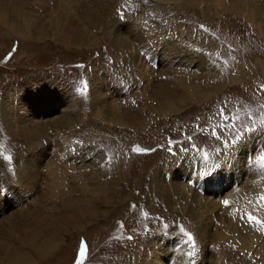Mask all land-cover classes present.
I'll list each match as a JSON object with an SVG mask.
<instances>
[{
  "label": "rangeland",
  "instance_id": "1",
  "mask_svg": "<svg viewBox=\"0 0 264 264\" xmlns=\"http://www.w3.org/2000/svg\"><path fill=\"white\" fill-rule=\"evenodd\" d=\"M115 1L118 5L105 24L86 26L91 40L77 45H62L51 37L31 34L21 37L8 32L6 24L0 25V186L4 189L0 220L5 221L0 227V264H9L12 248H21L22 259L26 258L15 264H76L81 235L89 239L84 264H156V257L163 259L159 264H264V249L253 236H264V225L247 219L249 212L264 219V207H260L264 201L258 199L264 193V169H255L252 163L257 148L264 147V133L257 132L245 144L228 150L224 144L234 139L232 129L225 125L252 126L255 120L260 127L259 121L264 119V39L248 22L250 0H225L227 9L215 0ZM253 1L264 6V0ZM38 3L36 0L30 7L36 8ZM48 10L40 11L45 15L42 18L48 17ZM73 18H69L72 24ZM121 38H126V48L115 46L123 42ZM165 42L181 47L180 53L174 49L171 61H161L162 51L152 48ZM154 52L159 54L154 57ZM133 54L139 57V66H133ZM196 54L209 56L211 66L220 73L211 78L207 96L189 103L180 99L184 108L167 114L156 111L159 102L145 96L141 83L150 93L159 80L168 82L178 100L183 90L180 70L199 74ZM152 63L157 68H151L150 75L144 68ZM178 63L187 66L179 68ZM164 64L173 68L167 74L158 67ZM85 82L87 90L80 91ZM43 83L57 86L52 90L49 85V99L51 92L63 96L52 99L58 103L45 116L63 115L65 126L49 124L43 137L33 124L21 127L17 108L10 113L17 121L7 124L4 105L13 102L18 106L19 94L25 91L36 96ZM107 84L112 91L118 90L116 97L105 90ZM100 86L109 95L105 101L93 95ZM48 98L36 100V106ZM115 102L139 111L136 128L124 125L122 113L109 110ZM228 112H236L238 119L231 121L235 113L225 116ZM213 129L219 138L212 135ZM136 146L155 151L133 152ZM168 147L173 152H168ZM98 152L102 160L96 162ZM9 155L11 161L6 158ZM238 155H247L245 168L240 167L239 175L230 181L238 188H231L234 184L229 182L220 191L206 188L214 180L221 185V174L207 183L205 179L228 162L234 163ZM54 163L62 171L56 181L47 173ZM213 165L217 167L211 176L205 175ZM233 165L238 168L236 162ZM192 166L195 171L190 174L196 178L189 185V179L181 180L179 189L186 190L180 194L174 190L179 184L172 178L176 173L183 178ZM63 177L65 182L60 184ZM102 187L108 190H98ZM238 193L247 196L246 204L237 201ZM202 199L215 200L220 206L210 209ZM225 200L230 202L228 206ZM193 204L196 208L189 212ZM74 211L79 212L77 218ZM233 215L242 226L238 243L216 235L227 221L238 223ZM206 223L212 237L201 240ZM181 224L196 239L193 256L187 254L192 249L181 243L186 239L180 233ZM33 231L38 235L34 240L42 248L40 253L28 244Z\"/></svg>",
  "mask_w": 264,
  "mask_h": 264
},
{
  "label": "bare ground",
  "instance_id": "2",
  "mask_svg": "<svg viewBox=\"0 0 264 264\" xmlns=\"http://www.w3.org/2000/svg\"><path fill=\"white\" fill-rule=\"evenodd\" d=\"M37 1H39L38 6L36 8H33V7H30V5L34 4L36 2V0H0V25L6 24L8 26V28H7L8 32L12 31L11 32L12 34L19 35L21 37H25L26 35L29 36L31 34V35L36 36L38 38L51 37L52 39H56V40L61 41L62 45H77V44L82 43L86 40H91L90 34L86 30L85 27L86 26L87 27H94V26L101 27V26H103L105 24V21L108 20L107 18H110V16H111L110 13H111V11H113L112 9L114 8V5L117 4L115 0H63L62 2H58L56 0H53V1H51L52 3L50 5H48V3H46V0L45 1L44 0H37ZM169 1H181V0H169ZM187 1H188V3L192 2L191 0H187ZM236 1L241 2L242 0H236ZM215 3L217 5L223 6V9L228 8V3H226L225 0H215ZM248 5H249V11H250L249 15H248V20H249L248 22L251 23L254 26V28H256V30L259 29L257 32L264 39V6L257 5L256 3H254L253 0H250L248 2ZM48 8H49V10H48ZM39 9H41L43 11L44 10L46 11V9H47L48 10V12H47L48 17L42 18V16H45V15H44V13H41L40 12L41 10L39 11ZM70 17H74L73 18V24L71 22H69ZM77 18H80L82 20L83 24H81ZM53 19H57L54 24L52 22ZM66 21H67V23H66ZM108 32H109V30L107 29L105 31V34H107ZM113 36L117 37L116 34H114ZM139 39L143 40L144 36L142 34H140ZM121 40L123 42L120 44L115 43V46L117 48H126L127 47V43L125 42L126 38H121ZM152 48L154 51H162L161 61H164L165 59L171 57L172 52L174 51L175 48L177 49V51H179V53L181 52V50H180L181 47L178 46L176 42H165L161 45H157L156 47H152ZM157 54H159V53L154 52L153 56L155 57ZM173 54L175 56L178 55V53H173ZM191 55H192V53H191ZM130 57L134 62L133 66L134 67L136 65L139 66V57L136 56L135 54L131 55ZM185 58L189 59L188 56H185ZM194 58H195L194 59L195 63L197 64V69H198L199 74L196 75L195 74L196 72H190V71H188V69H187L188 72L182 71L184 73H181V70H180L179 74H181L180 77L182 80H179V83L183 86V90H182L181 95H180L181 98H178V100L175 97V93L171 89L172 87L170 86L171 87L170 88L168 86V82H167V84H164V83H162L163 80L162 81L159 80V82L154 86V90L150 93H147V88L144 87L145 84H142V83H141V85L139 84L140 85L139 87L145 93V96H148L150 99H153L154 101L157 100L159 102L160 107L154 108L156 111H158L162 114H167L171 111L180 110L183 106H185V105L180 104L182 102V100H185L186 102L189 103L190 102L189 100L193 99L195 97L200 98V97H206L207 96V94L210 90L209 85L213 81L212 79L219 76L220 73H218L216 71L215 66H211L212 60L209 59V56L208 57L205 55H199L198 56L196 54V55H194ZM176 59H177V57H176ZM168 60L171 61L170 58ZM172 60H174V59H172ZM189 63H191V62H189ZM166 66H167L166 64L158 66L159 70L160 69L164 70V71H162V74H167V73H169L168 69H173V68H169L171 66H168V67H166ZM186 66L182 63L179 64V68H184ZM154 67H156V65L152 63L150 68L145 66L144 69L150 75H152L153 72L150 69L154 68ZM261 67L264 68V63H261ZM239 71L243 72L241 67H240ZM170 74H172V73H170ZM100 75H105V74L100 73ZM212 75H215V76H212ZM111 80L114 83H116V80L114 77H111ZM210 80H212V81H210ZM49 85L52 86V88H51L52 90L57 88V86L53 87L52 84H49V83L44 84L43 83L41 85L42 86L41 90L37 93L36 96H35L34 92H32V94H31L30 92L26 93V91L24 94H19V97H18L19 102L17 104L18 106H15V104L13 102L11 105L5 104L3 111L7 114L6 115V123L11 125L14 123V120L17 121L16 116H12L10 114V113H13L12 111H15V109L17 108L18 109V115L20 116L19 121L22 124L21 125L22 128H26L27 124H33L36 128V133L43 136V137L45 135V131L47 129V126H49V124H52L53 126H61V128H63L65 126V122L63 120V117H64L63 115L59 116L58 118H48L49 115L45 116L46 113H49V111L51 109L55 108V103H58V101H56L54 103L52 99L54 97L59 98V96L63 97L60 93H58V94H60L58 96L57 94H54L53 92H51V96H49L50 97V99H49L47 96L48 93L51 91L49 88ZM107 85H108V87H106L105 90L107 92L111 93L113 98L116 97L115 94H118V90L112 91L111 87H109L110 84H107ZM59 86L60 85H58V87ZM58 92H59V88H58ZM66 92L68 94L69 91H66ZM176 94H178V93H176ZM93 95H94V97H97L100 101H105L107 99V97L109 96L108 93L106 94L101 90V86L97 90H93ZM26 96H27V98H26ZM45 98H48L49 101L46 100L45 104L43 102H39L36 106V104H35L36 100L40 99V101H43ZM180 99H182V100H180ZM182 103H184V102H182ZM109 110L112 111L114 114L122 113L123 114L122 120L124 121V125H126L127 127H133V128L137 127L136 126V120L140 117L139 111L133 110V109H131V107H127V105H125L122 102H115L114 105ZM36 116L37 117L41 116L45 120H43V118H42V120L41 119L38 120V118H36V120H35ZM115 121L117 123H120V124L123 123L120 119H116ZM96 154H98L96 162L101 161L102 156L100 155V153L98 152ZM84 157H86V155H84ZM237 157H238L236 159L237 161L235 160L234 163L236 162V165L238 166V168H236L235 165H233L234 163H232V161H230L227 164H225L224 166H222V169L218 170L216 174L212 175L210 178L207 177L205 179V182L207 183V180L211 181L212 179H215V177L217 178L218 174H221V177L219 179L221 182L220 186H218V184L216 183L217 180L216 181L214 180V182H212V183L210 182V183L206 184L205 187L209 188L211 190L220 191V190H223L224 188H226V186H224V185L225 184L227 185L229 182V184L231 186H233V184H234V187H231V188H238L235 181H233V182H230V181H232V178L234 177V175H236V177L239 175V168L240 167L245 168V163L247 162V159H246L247 155H242V156L238 155ZM55 163L58 164V162H55ZM55 163H54V165L49 166V169L47 170V173L49 172L48 174L51 175V177L54 181L58 180L62 174V171L59 170V166L55 165ZM193 163H195V162H192V164ZM193 171H195L193 166L188 168L183 173V175H185L183 178L182 177L180 178L179 174L176 173L177 175L174 178H172V179H175V181H172V182L179 184V186L175 187L174 190H177L178 192H180V194L183 193L186 189H182V188H181L182 190L179 189L181 184H182L181 180H183L185 182L186 180L189 179V181H188V185H189L190 181H193V179L196 178L195 174H193V175L190 174V173H194ZM254 175H256V174H253L251 176H254ZM64 180H65V177L61 178L59 183L61 184V182ZM243 183H245V182L243 181ZM243 183H241V184H243ZM65 184H67V183H65ZM241 184H239V185H241ZM33 188H34V186H33ZM191 188H190V190H191ZM31 190H32V188H31ZM98 190L107 191L108 189L102 187V188H98ZM231 191L232 190H230V192ZM203 200L205 201L206 199H202L201 202L204 204H207L208 208H210V209L211 208L215 209V208H217V206L218 207L220 206L219 203H217L215 200H214V202L208 201V200L203 202ZM209 200H211V199H209ZM237 201L240 204L244 205L247 203V196L244 193H238L237 194ZM215 202H216V205H215L216 207L213 206L215 204ZM78 204H79V200H77V205ZM1 206H3V205L1 204L0 207ZM4 207H7V206H4ZM195 208H196V206H195V204H193L191 206V209H189V212H192ZM74 212H75L74 216L77 218L79 216V212L78 211H74ZM233 217L235 219L238 218L235 215H233ZM237 221H238V219H237ZM3 222H5V221H3V219L0 220V227L3 226ZM208 226H210L209 223H206L205 229H203L201 231V233L199 235L201 237L200 238L201 240H205L206 238L212 237V233H211V231L208 230ZM222 227H223L222 229H219L216 231V235L220 240L224 239L227 241H234L237 243L240 241L239 229L242 226H241L239 221L237 224L234 222L227 221V223L223 224ZM193 228L196 229L195 226ZM33 233H35V232L33 231ZM37 236L38 235L35 233L34 237L31 240L30 239L28 240V242H29L28 244L31 247H33L34 250H36L38 253H40L42 251V248L40 246H38V244H36L35 240H34V238ZM253 236L257 239L258 242H260L261 246L264 249V236H261V234H255ZM29 238H30V236H29ZM45 242L50 244L49 239H46ZM21 253H22L21 248L17 249V250H15V248H12L11 249V257H10V259L7 258V262L9 264H15L16 262L18 263L20 261L23 263L26 260V258L22 259L23 256H21ZM0 254H1V252H0ZM6 255H8V254H6ZM165 257H168V256L166 255ZM173 257H174V255H173ZM4 258H6V257H4ZM162 260H163L162 258L156 257L155 263L159 264ZM164 264H165V262H164ZM168 264H169V262H168Z\"/></svg>",
  "mask_w": 264,
  "mask_h": 264
},
{
  "label": "snow or ice",
  "instance_id": "3",
  "mask_svg": "<svg viewBox=\"0 0 264 264\" xmlns=\"http://www.w3.org/2000/svg\"><path fill=\"white\" fill-rule=\"evenodd\" d=\"M121 18L123 19V15H121ZM10 56H11V53L9 54V57ZM80 67H84V66L80 65ZM261 88L264 89V85H261ZM86 90H87V82H85L84 88L80 89V91H86ZM230 119H231V121H236L238 119V117L233 116ZM256 125H257V122L255 120L252 121V126L240 125V127L237 128L235 123H230L228 125H225L226 128L232 129V134L234 136V139H232L231 142L224 141L225 149L228 150L232 146H236L238 144H245L248 140H250L252 138V135L257 133V132L264 133V119H261L259 121L260 127H257ZM212 135L217 136V138H219L215 129L212 130ZM188 139H191V137H188ZM171 143H173V142L170 141V144ZM192 147L195 149L196 145H192ZM150 151H155V149L140 148L139 146H136L133 148V152H137V153L150 152ZM167 151L171 153V152H173V148L168 147ZM233 151H234V148H233ZM258 152H259V155L255 159L252 160V163L254 165H258L261 169H264V147H260L258 149ZM204 155L207 156V153H205ZM6 158L10 161L13 159V157L10 155ZM110 159L111 158L109 157V160ZM215 167H217V166L213 165L212 168H208L204 174L211 176L212 171ZM3 192H4V189L2 186H0V193H3ZM258 199L260 201H264V193H262L258 197ZM223 203L225 204V206H228L230 202L228 200H225V201H223ZM133 207H135V205H133ZM260 207H264V203H261ZM145 216L147 217V213H145ZM247 219L250 222H253L254 224L264 225V219H261L260 217L253 215L251 212L247 213ZM163 227H164V229H167L169 227V225L167 223H165L163 225ZM178 227H179V230H180V233L182 234V236L186 237V239H182L181 243L188 245L192 249V251H189L187 254L189 256L195 255V249L197 247V243H196V239H195L193 233L191 231H187L183 224L178 225ZM261 231H264V228H261ZM165 234L167 235L169 233H165ZM127 239L129 241H131V240H133V237L128 236ZM86 259H87V244H86V242H84L82 240L81 244H80L78 256L76 259V264H84V261Z\"/></svg>",
  "mask_w": 264,
  "mask_h": 264
},
{
  "label": "flooded vegetation",
  "instance_id": "4",
  "mask_svg": "<svg viewBox=\"0 0 264 264\" xmlns=\"http://www.w3.org/2000/svg\"><path fill=\"white\" fill-rule=\"evenodd\" d=\"M234 113H235V116H237L236 112H234ZM234 113H233V112H228V113L225 114V116L230 115V114L233 115ZM233 116H234V115H233ZM233 116H232V117H233ZM229 118H230V117H229ZM228 130H229V129H228Z\"/></svg>",
  "mask_w": 264,
  "mask_h": 264
}]
</instances>
